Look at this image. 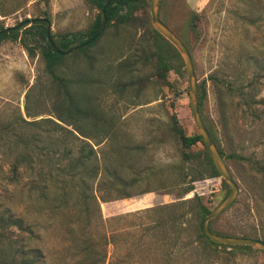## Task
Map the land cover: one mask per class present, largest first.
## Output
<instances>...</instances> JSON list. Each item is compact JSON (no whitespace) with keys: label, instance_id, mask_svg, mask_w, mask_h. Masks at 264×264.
I'll return each instance as SVG.
<instances>
[{"label":"rangeland","instance_id":"1","mask_svg":"<svg viewBox=\"0 0 264 264\" xmlns=\"http://www.w3.org/2000/svg\"><path fill=\"white\" fill-rule=\"evenodd\" d=\"M159 12L191 51L204 123L228 153L247 158L226 159L239 195L212 227L264 239V175L252 165L264 162V0H161ZM97 13L88 0H0V29L24 22L17 40L0 42V216L18 222L0 228V258L20 264L22 252L37 251L36 264H87L74 238L93 233L104 264H264L260 247L216 245L201 234L192 200L212 211L231 187L222 176L195 179L199 165L185 157L204 156L205 145L185 149L173 128L177 120L187 135L199 133L185 61L155 33L150 0L106 26L86 52L65 55L57 76L46 66V41L22 40L28 20L48 18L60 38L86 30ZM158 54L174 66L164 77ZM67 89L89 111L78 131ZM72 130L97 152L96 179L62 172L82 144ZM174 202L185 203L145 210Z\"/></svg>","mask_w":264,"mask_h":264},{"label":"trees","instance_id":"2","mask_svg":"<svg viewBox=\"0 0 264 264\" xmlns=\"http://www.w3.org/2000/svg\"><path fill=\"white\" fill-rule=\"evenodd\" d=\"M90 4H92L97 10L98 13L91 23V25L84 31H78L74 32L72 34H63L61 35L60 38H55L53 34H51L54 42L56 43L57 47L61 50H68L72 46H75V44H80L89 38L93 37L100 25L101 21V11L104 8V6L107 3V0H88ZM144 0H113L112 3L109 5L107 8V18H108V23L107 26L111 24H117L120 22H127L129 20L133 13L135 12L136 9L140 6V4H143ZM44 18V17H40ZM39 19V18H35ZM42 26V28H41ZM15 27L14 29H11L10 31H7L5 26H1V34H0V42L6 38H11L13 40H17L19 38V31L20 28ZM46 28L47 24L45 22L35 20V23L29 25L25 24L24 29H23V36L22 40L26 37H31L34 35L40 36L43 40L46 41V45L43 46L42 48V53L43 56L46 60V66L48 70L55 74V69L56 67L60 64V62L66 57L65 55L58 53L55 51L51 43L49 42L47 38V33H46ZM155 33L160 36L165 42H167L172 49L174 50L175 54L181 58V53L178 51V49L168 40L166 39L156 28L154 29ZM104 32V31H103ZM103 34V33H102ZM102 34L96 39L91 44H88L82 48H80L77 51H87L89 48L94 46L97 41L100 39ZM157 56V55H156ZM253 57V56H252ZM183 65V64H182ZM157 66L160 69L159 73L162 77H164L166 72H169L171 69L174 68L173 64L171 61H166L163 56L159 55L157 56ZM56 75V74H55ZM57 76V75H56ZM64 81V80H63ZM64 86L67 88V85L65 82H63ZM67 94H68V100H69V108L71 110V115L73 117L74 123H75V130L78 131L77 128V120H83L89 115V111L87 108H85L80 100L78 99L77 95H72L71 91L67 89ZM206 90L204 89L201 94L202 101L205 97ZM206 125V124H205ZM207 127V126H206ZM174 130L175 133L178 135V138L182 144V146L185 149H191L193 146L197 145L198 143H202L205 145L203 136L200 133L194 134V135H187L184 131V129L176 122H174ZM208 128V127H207ZM75 130H72V133L76 140H79L82 142L80 148L78 151H76V154L74 155V158L72 162H70L68 165V168L65 170H62L63 174H66L67 176L74 178V179H79L82 182L87 180V179H96L98 173H99V168L100 165L98 164V157H97V152L93 146L92 143H90L88 140L80 137L79 135L76 134ZM208 131L210 132L216 146L218 147L220 153L222 156L225 158H234L236 160H247L245 156L240 155V154H235L233 152L228 153L227 149L225 146H223L219 141H217V138L215 136V133L213 132L212 129L208 128ZM83 135V134H82ZM85 136V135H83ZM86 137V136H85ZM185 157L188 160H196L199 166H195L193 169V174L195 175V179L198 177H204L205 175H208L207 177H220L221 174L215 165L206 145H205V150H204V156H201L198 153H193L191 151H188L185 153ZM252 165L254 169L257 171V173H261L264 175V162H260L258 160L252 162ZM231 170V169H230ZM232 172V171H231ZM264 177V176H263ZM77 179V180H78ZM223 184L229 187L228 183L222 179ZM193 189L192 185L187 186L183 193H187ZM230 191V189L228 190ZM229 194V193H228ZM184 201V200H182ZM192 201H196L198 205V215L200 218V223H199V229L201 231L202 236L206 237L208 240L209 238L205 235L203 229H202V222L207 214L211 212V210L205 206L201 198L199 196H196ZM185 202H174L171 204H163L159 206H152L146 208V212L150 211H161L165 208H170L173 206L178 205V209H180V204H183ZM178 232L181 234L187 229V225L185 224V219H186V213L185 212H179L178 213ZM212 222H210V228L212 231L222 234V235H229V236H238L236 234H229V233H223L220 231H215L212 227ZM9 223L11 224H16L18 222H15L12 220L10 217L5 218L0 216V228L5 227ZM22 228H23V220H22ZM245 237H249L247 235H242ZM257 238V237H254ZM75 247L79 249L77 252L78 254L84 253L85 256L87 257L86 260H88L87 264H104L105 263V254L102 252V242L96 238V236L93 233H88L87 238H79L75 237ZM264 240V239H262ZM210 243L216 244V245H224V246H229V247H236V248H245V249H251L253 246L251 245H226V244H219L215 243L209 240ZM33 253L31 256H26L24 252H22V262L20 264H36V260L40 259V254ZM85 260V261H86ZM81 262V259L78 260ZM80 262H76L74 264H80ZM0 264H15L14 262L12 263H7L6 259L0 258Z\"/></svg>","mask_w":264,"mask_h":264},{"label":"water","instance_id":"3","mask_svg":"<svg viewBox=\"0 0 264 264\" xmlns=\"http://www.w3.org/2000/svg\"><path fill=\"white\" fill-rule=\"evenodd\" d=\"M113 0H107L106 5L101 11V21L99 28L96 32V34L89 38L88 40L72 46L68 50H61L57 47L56 43L54 42L52 36H51V26L52 23L48 18H39L34 20H39L42 22H45L47 24L46 33L47 38L53 48L56 52L61 53L63 55L74 53L75 51L79 50L80 48L93 43L96 41V39L103 33L105 27L108 23L107 18V8L112 3ZM160 3L161 0H150V8H151V14H152V23L154 27L166 38L168 39L181 53L185 64L187 68L188 78H189V89H190V98H191V107L193 111V116L195 123L198 127L199 133L203 136L205 145L215 163L217 166L221 176L223 179L230 185L231 190L229 194L226 196V198L209 214H207L202 222V229L205 233V235L209 238L210 241L219 243V244H226V245H251V246H257L264 250V240L260 238H254V237H245V236H229V235H222L218 234L211 230L210 228V222L214 220L215 218L219 217L221 214H223L230 206L236 201L238 195H239V185L236 182L230 167L228 166L225 158L220 153L218 147L216 146L210 132L208 131V128L206 127L204 120L200 113V105H199V94H198V86H197V79H196V73L193 63V57L191 54V51L187 44L184 42V40L178 36L161 18L160 16ZM26 24L30 23V20H28ZM24 24V22H21L16 27H20ZM15 27H7L6 30L10 31L11 29H14ZM1 34V31H0Z\"/></svg>","mask_w":264,"mask_h":264}]
</instances>
